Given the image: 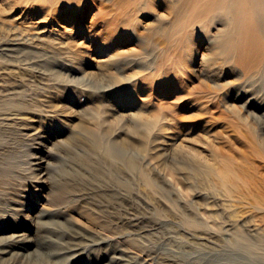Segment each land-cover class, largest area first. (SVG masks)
<instances>
[{
  "label": "rangeland",
  "instance_id": "374dc122",
  "mask_svg": "<svg viewBox=\"0 0 264 264\" xmlns=\"http://www.w3.org/2000/svg\"><path fill=\"white\" fill-rule=\"evenodd\" d=\"M8 3L0 0V110L14 102L22 111L12 127L0 116L6 122L0 123V237L23 234L24 250L21 255L20 249L13 251L2 264H43L38 255L48 248L59 250L67 234H56L73 229L108 240L105 251L93 247L81 264H107L112 245L140 264H264L258 242L264 234V64L259 71L245 72L229 60L214 82L194 72V84L217 83L223 88L216 91L218 107L210 116L201 106L185 113L190 120L203 113L206 128L194 136L197 145H186L202 159L182 160L161 136L132 131L125 112L103 92L97 69L80 66L87 60L61 61L50 44L7 32L13 17ZM210 52L200 38L190 60L210 58ZM87 57L98 59L93 53ZM47 67L62 76L39 72ZM86 131L99 135L105 145L116 142L126 148L137 169L130 170L120 160L118 167H111L108 154L92 148ZM206 138L232 159L236 173L244 166L243 179L226 188L221 185L211 169L216 165L200 146ZM114 171L118 180L130 182V190H115ZM128 197L132 207L125 204ZM44 211L52 217H41ZM185 218L198 228L183 225ZM58 256L63 258L49 257L50 263ZM74 260L63 259L62 264Z\"/></svg>",
  "mask_w": 264,
  "mask_h": 264
},
{
  "label": "bare ground",
  "instance_id": "6f19581e",
  "mask_svg": "<svg viewBox=\"0 0 264 264\" xmlns=\"http://www.w3.org/2000/svg\"><path fill=\"white\" fill-rule=\"evenodd\" d=\"M8 2L10 11L17 9L19 12L14 15L12 11V22L6 28L7 32L37 43L50 44L52 49L59 52L57 57L61 61L79 64L81 59L87 60V63L82 61L80 66L97 69V74L105 85L103 92L114 99L116 108L125 112L123 117L132 122V131L141 135L161 136L163 142L174 149L182 160H187L190 156L199 161L202 159L188 150L186 145H197L198 141L194 136H200L203 126L205 127L203 113H198L193 120L185 113L201 106L207 109L204 114L210 116L218 107L215 103L216 91L223 88L217 83L214 87L194 84V72L198 71L205 80L214 82L229 60L245 72L259 71L264 64V0ZM203 37L213 56L201 57L199 61L194 59L192 63L190 57L193 47ZM87 53L95 54L98 59L93 61L87 57ZM220 58H224V61ZM62 65H66L65 62ZM42 69L39 70L41 74L46 72L49 76H62L60 71L53 68ZM77 70L78 67L75 68ZM109 104H112L111 101ZM21 111L22 106L19 104L6 103L0 110V116L12 127V121L20 120L18 115ZM3 121L0 120V123L4 126ZM37 133L34 138H38L40 132ZM204 133L208 134L207 130ZM84 135L91 140L92 148L103 149L108 154L111 167H118L116 160H120L130 170L137 169L136 161L128 156L126 148L116 142L105 145L97 134L86 131ZM202 143L200 146L216 165V169L214 166L211 169L215 170L223 187L245 177L243 165L238 166L236 173L234 162L229 156L223 157L215 146L210 145L208 138ZM34 153L39 159L38 151L35 150ZM184 167L191 171L193 169L190 164ZM113 175L117 179L114 184L116 191L131 189L128 180H118L116 171ZM132 201L128 197L125 204L131 206ZM262 210V207L258 208V211ZM48 213L44 211L40 216L52 217ZM183 225L198 228L188 218L183 219ZM64 234H67L66 239L63 238ZM80 234L75 229L73 233L58 232L57 237L63 236L61 247L57 251L48 248L43 255H38L45 260L43 264H51L50 258L57 255L63 258L58 256L52 264H62L63 259H75L74 264H81L82 257L91 254L93 247L96 248L94 251L99 252L105 251L109 246L106 239ZM237 235L239 241L248 246L246 237L241 232H237ZM47 239L48 242L55 241L50 237ZM23 240V234L0 237V264L5 258L10 260L15 254L13 251L17 249L21 251L18 255L22 254L24 247L20 244ZM258 242H261L260 249L264 255V234L259 236ZM110 250L113 251L107 264H140L131 256L124 255L122 249L112 245Z\"/></svg>",
  "mask_w": 264,
  "mask_h": 264
}]
</instances>
